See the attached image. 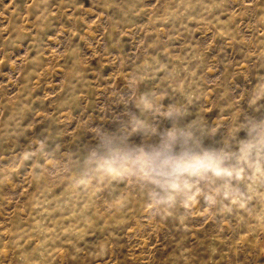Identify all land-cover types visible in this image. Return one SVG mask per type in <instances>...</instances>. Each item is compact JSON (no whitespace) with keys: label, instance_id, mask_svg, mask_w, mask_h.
I'll list each match as a JSON object with an SVG mask.
<instances>
[{"label":"rangeland","instance_id":"1","mask_svg":"<svg viewBox=\"0 0 264 264\" xmlns=\"http://www.w3.org/2000/svg\"><path fill=\"white\" fill-rule=\"evenodd\" d=\"M0 264H264V0H0Z\"/></svg>","mask_w":264,"mask_h":264},{"label":"clouds","instance_id":"2","mask_svg":"<svg viewBox=\"0 0 264 264\" xmlns=\"http://www.w3.org/2000/svg\"><path fill=\"white\" fill-rule=\"evenodd\" d=\"M214 115V114H213Z\"/></svg>","mask_w":264,"mask_h":264}]
</instances>
